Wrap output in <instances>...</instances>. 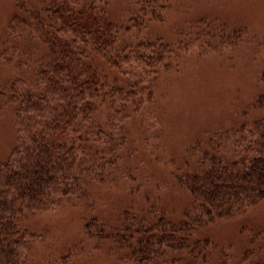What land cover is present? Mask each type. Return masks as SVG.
<instances>
[{
    "label": "rangeland",
    "instance_id": "1",
    "mask_svg": "<svg viewBox=\"0 0 264 264\" xmlns=\"http://www.w3.org/2000/svg\"><path fill=\"white\" fill-rule=\"evenodd\" d=\"M42 4L30 0L27 7ZM135 10L133 0H110L106 15L120 28ZM20 14L14 0H0V162L15 145L9 86L33 89L35 64L45 54L41 37ZM146 41L163 46L165 60L120 122L118 160L83 199L61 198L53 209L22 219L21 227L37 236L25 264H122L106 242H97L96 228H114L126 211L148 218L154 210L182 222L191 197L177 178L196 170L199 155L190 152L206 151L217 132L264 118V104L257 105L264 100V0H169L160 21L120 36L122 46ZM239 151L227 144L225 156L230 162ZM87 225L92 236L84 232ZM200 234L208 242L206 264L222 255L227 264L244 255L245 264H264V198Z\"/></svg>",
    "mask_w": 264,
    "mask_h": 264
},
{
    "label": "trees",
    "instance_id": "2",
    "mask_svg": "<svg viewBox=\"0 0 264 264\" xmlns=\"http://www.w3.org/2000/svg\"><path fill=\"white\" fill-rule=\"evenodd\" d=\"M14 1L45 54L35 64L33 89L9 86L16 136L0 162V264L28 258L37 236L21 227L22 219L53 209L61 198L83 199L92 182L107 179L123 142L120 122L139 105L153 68L165 60L158 42L134 48L122 46L120 36L160 21L169 2L133 0L135 12L117 28L106 15L110 0H39V10L27 7L30 0ZM227 144L240 150L238 159L228 161ZM208 146L190 152L199 155L198 166L177 178L191 197L182 222L154 210L148 218L126 211L114 228H96L97 242H106L119 263L206 264L203 228L264 198V118L217 132ZM84 232L92 236L90 225ZM227 259L222 255L217 264Z\"/></svg>",
    "mask_w": 264,
    "mask_h": 264
}]
</instances>
